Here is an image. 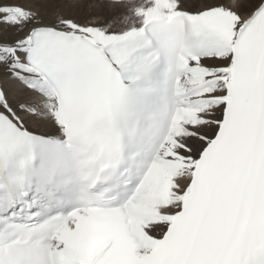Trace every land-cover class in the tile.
Masks as SVG:
<instances>
[{"label": "snow or ice", "instance_id": "obj_1", "mask_svg": "<svg viewBox=\"0 0 264 264\" xmlns=\"http://www.w3.org/2000/svg\"><path fill=\"white\" fill-rule=\"evenodd\" d=\"M0 264H264V0H0Z\"/></svg>", "mask_w": 264, "mask_h": 264}]
</instances>
